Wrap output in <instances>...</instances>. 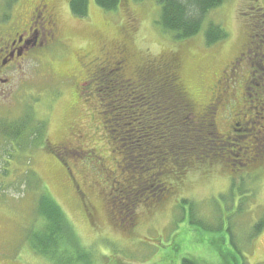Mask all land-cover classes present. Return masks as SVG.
<instances>
[{
	"label": "rangeland",
	"instance_id": "obj_1",
	"mask_svg": "<svg viewBox=\"0 0 264 264\" xmlns=\"http://www.w3.org/2000/svg\"><path fill=\"white\" fill-rule=\"evenodd\" d=\"M245 1L224 0L206 18L220 21L227 30L232 27L234 46L241 35L235 13L244 7ZM63 14L64 30L70 31L72 44H93V56L103 43L102 36L128 41L135 61H147L177 49L182 53L183 80L196 101V113L207 98L214 73L220 70L228 54L229 47L223 42L226 38L205 44L206 20L195 35L185 40L164 32L156 21L159 5L154 0H126L118 9H105L94 0H87L85 15ZM99 60L96 56L93 61ZM74 73V77L64 76L55 81L42 63L18 82L7 99L0 98L1 126L14 127L25 115L35 117L34 125L35 119L44 117L45 125L44 133L39 130L34 142L21 145L20 149L17 145L13 148L7 139L1 144L0 257L18 264H55L35 252L28 241L30 230L40 222L34 210L38 187L51 192L83 246L93 250L86 264H107L109 257L116 256L132 264H180L184 256L201 264L232 263L234 259L245 264H264V225L255 230L264 214V180L258 177L261 172L264 174V164L258 175L218 162L192 166L181 174L177 190L164 196L161 203L136 207L132 226L123 228L107 221L109 206L116 210L118 219L127 220L121 204H108L109 199H105L111 195L106 194L108 178L118 174L114 168L118 156L106 143L107 126L98 117H87L95 114L92 110L96 106L80 113L78 106L82 105L74 93V84L82 76L77 70ZM221 115L219 112L218 116ZM76 117H80L86 132L79 142L67 140L66 132L57 129L66 119ZM23 136H18L20 142ZM43 137L45 141L50 139L49 143H41ZM51 140L65 145L71 141L70 146L83 142L84 150L70 151L55 146Z\"/></svg>",
	"mask_w": 264,
	"mask_h": 264
},
{
	"label": "trees",
	"instance_id": "obj_2",
	"mask_svg": "<svg viewBox=\"0 0 264 264\" xmlns=\"http://www.w3.org/2000/svg\"><path fill=\"white\" fill-rule=\"evenodd\" d=\"M125 1L94 0L105 9H118ZM154 1L159 5V17L156 21L164 32L171 33L175 39L185 40L195 35L204 20L206 45L228 36V30L220 21L206 19L208 13L224 0ZM69 5L76 15L83 16L87 12V0H70ZM181 58L182 53L175 49L162 53L157 60L147 61L148 70L137 76L141 79V84L135 87L134 93L129 88L119 90L126 87L119 80L117 91L126 108L122 111L123 107L119 103L117 110H113V105L110 104V112L103 114L110 150L118 156L114 167L118 174L108 178L110 186L106 194L111 195L105 199H109L108 204L113 201L121 204L127 220L122 222L118 219L116 210L111 206L107 208L106 217L108 222L119 227L128 228L135 223L136 207L147 203H161L166 198L164 196L175 192L181 183V174L188 168L202 165L201 163L204 166L207 163H223L221 158L225 154L220 151L222 143L218 141L213 125L194 116L195 102L184 84ZM136 67L137 72L143 70V65ZM54 80L58 81L56 78ZM110 89L111 86L109 93L112 94ZM115 93L114 90L113 94ZM101 94L104 95L103 92ZM90 99L97 111L99 102L96 96L92 94ZM107 101L108 99H104L103 103ZM103 107L105 106H101ZM34 118L22 116L23 120L11 127L13 134L7 138L15 143L12 147L17 145L20 149L22 147L19 146L34 142L39 130L45 132L44 117L35 119L36 125ZM148 123L153 127L147 128ZM159 126H163L160 132ZM20 134L24 135L22 142L18 138ZM43 141L44 137L41 138V143ZM37 189L34 210L40 222L29 232L31 247L55 264H86L93 250L83 246L66 212L51 192ZM263 225L264 214L256 223L255 230H260ZM122 260L117 256L109 257L107 264H132ZM224 262L223 264H245L236 259L232 263ZM180 264L201 263L191 256H184Z\"/></svg>",
	"mask_w": 264,
	"mask_h": 264
},
{
	"label": "flooded vegetation",
	"instance_id": "obj_3",
	"mask_svg": "<svg viewBox=\"0 0 264 264\" xmlns=\"http://www.w3.org/2000/svg\"><path fill=\"white\" fill-rule=\"evenodd\" d=\"M69 1L0 0V98L7 99L18 82L42 63L48 67L51 78L58 80L64 76L74 77V70H77L82 77L75 82L74 93L82 105L78 106L80 113L92 109L94 102L90 97L94 94L99 109L92 110L95 114L87 117H98L104 125L103 114L109 111L110 104L117 110L121 103L122 111L125 110L117 91L119 80L126 86L119 90L129 88L134 93L135 87L141 84L137 76L145 73L148 63L162 54L150 57L148 63L135 61L128 41L102 36L103 43L93 56V44L74 45L70 31L64 30L66 18L63 12L68 17L75 14L69 9ZM243 5L235 13L241 35L234 46L233 28L228 29V54L220 70L214 73L207 98L199 104V111L194 116L213 125L216 137L222 143L220 151L225 154L221 158L224 164L258 175L264 164V0H246ZM233 47L235 51L231 52ZM96 56L100 58L97 63L93 61ZM138 65H143L141 72L136 71ZM110 86L112 94L116 91L113 95L109 93ZM104 99L108 101L103 103ZM73 109L76 111V106ZM219 112L221 116H218ZM152 127L151 123L147 124V128ZM60 128L66 132L67 140L79 142L83 134L86 135L80 117L66 119L57 126ZM161 128L163 126H159V132ZM11 134L12 128L0 125V147L6 139L11 146L15 145L7 138ZM47 141L45 143H49ZM106 143L110 146L108 140ZM54 144L70 151L84 150L83 142L75 146H70L71 141L69 146L59 142ZM50 147L54 148L51 144ZM258 177L264 180L262 172ZM0 264L18 263L0 257Z\"/></svg>",
	"mask_w": 264,
	"mask_h": 264
}]
</instances>
